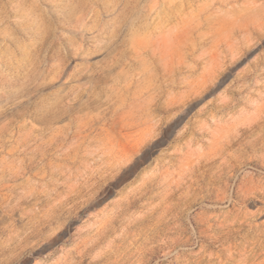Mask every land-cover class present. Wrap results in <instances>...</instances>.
Here are the masks:
<instances>
[{"label": "rangeland", "instance_id": "rangeland-1", "mask_svg": "<svg viewBox=\"0 0 264 264\" xmlns=\"http://www.w3.org/2000/svg\"><path fill=\"white\" fill-rule=\"evenodd\" d=\"M0 264H264V0H0Z\"/></svg>", "mask_w": 264, "mask_h": 264}, {"label": "bare ground", "instance_id": "bare-ground-1", "mask_svg": "<svg viewBox=\"0 0 264 264\" xmlns=\"http://www.w3.org/2000/svg\"><path fill=\"white\" fill-rule=\"evenodd\" d=\"M149 11H152V6L150 7Z\"/></svg>", "mask_w": 264, "mask_h": 264}]
</instances>
